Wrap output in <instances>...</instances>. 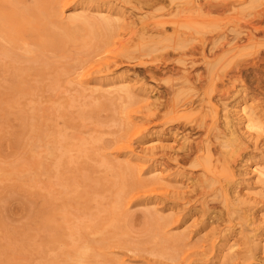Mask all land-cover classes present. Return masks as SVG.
Wrapping results in <instances>:
<instances>
[{"label": "rangeland", "instance_id": "374dc122", "mask_svg": "<svg viewBox=\"0 0 264 264\" xmlns=\"http://www.w3.org/2000/svg\"><path fill=\"white\" fill-rule=\"evenodd\" d=\"M0 264H264V0H0Z\"/></svg>", "mask_w": 264, "mask_h": 264}, {"label": "bare ground", "instance_id": "6f19581e", "mask_svg": "<svg viewBox=\"0 0 264 264\" xmlns=\"http://www.w3.org/2000/svg\"><path fill=\"white\" fill-rule=\"evenodd\" d=\"M247 108V107H246ZM243 109V108H242ZM246 122V121H245ZM248 129V128H247Z\"/></svg>", "mask_w": 264, "mask_h": 264}]
</instances>
